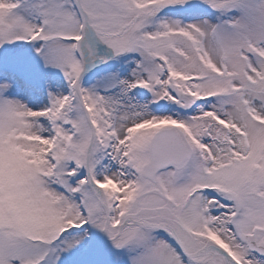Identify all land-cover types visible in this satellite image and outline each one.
<instances>
[{
	"label": "snow or ice",
	"instance_id": "obj_1",
	"mask_svg": "<svg viewBox=\"0 0 264 264\" xmlns=\"http://www.w3.org/2000/svg\"><path fill=\"white\" fill-rule=\"evenodd\" d=\"M0 264H264V0H0Z\"/></svg>",
	"mask_w": 264,
	"mask_h": 264
}]
</instances>
